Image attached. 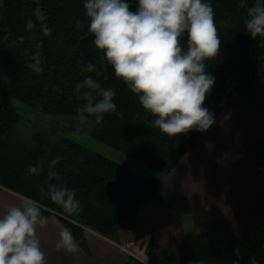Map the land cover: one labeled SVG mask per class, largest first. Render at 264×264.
<instances>
[{
  "label": "trees",
  "instance_id": "obj_1",
  "mask_svg": "<svg viewBox=\"0 0 264 264\" xmlns=\"http://www.w3.org/2000/svg\"><path fill=\"white\" fill-rule=\"evenodd\" d=\"M135 10L138 0H126ZM221 40L220 52L205 61L206 70L215 77V84L204 106L214 115L219 126L223 101L231 96H245L257 101V76L264 74V41L247 33L244 20L247 9L264 0H208ZM85 0H4L0 6V90L39 112L50 115L78 117V108L85 101L75 91L76 84L91 75L103 88H115L116 110L104 115L100 124L92 123V135L98 141L168 175L179 160L197 146L203 131L192 130L178 136H168L153 126L155 119L143 109L138 96L118 79L107 64L103 52L94 46L89 32L90 20L85 14ZM42 11V15L39 14ZM28 20L35 27L26 29ZM42 24L51 29L49 36L41 31ZM186 34L181 44L186 47ZM43 41L41 73L31 70L35 45ZM89 62L95 72H81ZM116 113H122L118 116ZM22 114L0 102V189L7 188L22 197L36 200L42 215H57L74 239L87 252L85 228L119 241L123 228H135V219L149 202L176 208L160 191V182L146 174L112 159L82 142L64 135L50 140L40 133L29 138L21 134ZM256 167L264 171V142L253 145ZM56 176L49 178L50 162ZM39 165L38 175L27 169ZM66 185L76 191L81 205L78 215H69L51 201L48 185ZM145 257L127 254L126 264H177L154 239L144 244ZM264 264V237L257 240L256 249L246 247L235 252L229 264Z\"/></svg>",
  "mask_w": 264,
  "mask_h": 264
},
{
  "label": "clouds",
  "instance_id": "obj_2",
  "mask_svg": "<svg viewBox=\"0 0 264 264\" xmlns=\"http://www.w3.org/2000/svg\"><path fill=\"white\" fill-rule=\"evenodd\" d=\"M84 9L95 48L103 52L115 76L138 96L143 109L155 117L154 127L168 136L212 127L214 115L204 104L215 77L206 70L205 61L219 55L221 40L208 0H138L135 10L126 0H85ZM244 26L251 38L264 39V2L247 9ZM34 27L28 20L26 29L31 32ZM41 31L44 36L51 34L47 24H42ZM185 34L186 47L181 44ZM35 47L29 66L41 73L43 41ZM81 72L101 74L92 62ZM75 91L85 101L77 110L82 125L89 117L100 124L105 114L116 110L115 88H103L91 75L77 83ZM58 162L59 158L50 162V179L56 176ZM27 171L38 175L40 167L30 166ZM48 192L66 213L79 214L81 205L74 189L49 184ZM41 213L36 200L23 197L0 215V264H47L37 235L38 227L48 224ZM55 248L73 254L78 251L68 228L60 230ZM251 264H256L255 258Z\"/></svg>",
  "mask_w": 264,
  "mask_h": 264
},
{
  "label": "crops",
  "instance_id": "obj_3",
  "mask_svg": "<svg viewBox=\"0 0 264 264\" xmlns=\"http://www.w3.org/2000/svg\"><path fill=\"white\" fill-rule=\"evenodd\" d=\"M257 101L231 96L223 101L219 126L203 131L194 150L168 175H160V191L176 208L145 204L135 228H123L114 242L85 228L88 251H57L59 232L66 228L57 215L37 229L47 264H126L127 253L144 260L149 237L177 264H198L195 246L205 242L212 264L264 237V171L254 164L253 145L264 142V74L257 76ZM23 197L0 189V215ZM144 254V255H143Z\"/></svg>",
  "mask_w": 264,
  "mask_h": 264
},
{
  "label": "rangeland",
  "instance_id": "obj_4",
  "mask_svg": "<svg viewBox=\"0 0 264 264\" xmlns=\"http://www.w3.org/2000/svg\"><path fill=\"white\" fill-rule=\"evenodd\" d=\"M4 0H0V6ZM42 15V11L39 10ZM264 41V39H263ZM0 102L13 108L23 118L21 121L22 126L21 134L29 138L34 133H40L50 140H56L61 136L68 135L72 138L82 142L86 146L112 158L122 164L133 168L143 174L157 179L162 173L153 168L152 166L140 161L138 158L132 157L123 151L116 149L110 145L98 141L92 135V123L88 120L87 124H80L78 117L68 115H50L37 111L31 106L23 103L22 101L10 96L4 91L0 90ZM221 114V113H220ZM256 241L249 244L247 249L253 251L256 249ZM205 242H200L195 246V252L198 258V264H212L211 257L207 253ZM128 254V253H127ZM145 254V253H144ZM143 254V255H144ZM230 259L222 264H229Z\"/></svg>",
  "mask_w": 264,
  "mask_h": 264
}]
</instances>
